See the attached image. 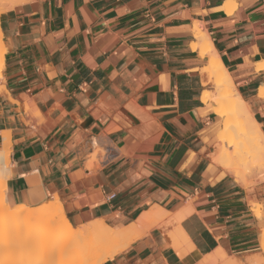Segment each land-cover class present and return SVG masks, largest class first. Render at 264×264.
Here are the masks:
<instances>
[{
  "label": "crops",
  "instance_id": "0c3cea01",
  "mask_svg": "<svg viewBox=\"0 0 264 264\" xmlns=\"http://www.w3.org/2000/svg\"><path fill=\"white\" fill-rule=\"evenodd\" d=\"M197 24L264 132V0H28L1 12L6 202L58 198L73 227L119 229L156 205L185 213L141 228L102 264L260 257L264 182L243 187L211 161L221 117L201 100L214 88L191 48ZM171 234L185 236L184 254Z\"/></svg>",
  "mask_w": 264,
  "mask_h": 264
},
{
  "label": "bare ground",
  "instance_id": "6f19581e",
  "mask_svg": "<svg viewBox=\"0 0 264 264\" xmlns=\"http://www.w3.org/2000/svg\"><path fill=\"white\" fill-rule=\"evenodd\" d=\"M26 1L28 0H0V13ZM232 7L228 3L225 4L227 11ZM193 34L195 42L191 43V48L199 49L200 56L207 57L208 64L203 68V72L207 74L208 81L213 84L214 88L213 92L204 90L201 100L212 102L213 110L221 117V126L217 132L214 151L210 155L211 161L219 165L243 187L252 183L249 178L253 175H257L253 183L264 181V132L261 124L255 119L236 89L203 27L199 24L195 25ZM4 53L5 46L0 29V90L5 86L2 74ZM34 105L25 104V111L32 118H35L37 112L39 113L37 106ZM1 136L3 139L2 150H0L2 218L11 221L14 225L27 224L24 233L26 238L44 245L42 260L29 261L27 264H53L54 262L50 263V261L54 256H57V260L62 261L63 264H102L136 240L141 235V228L151 224H172V222L181 220L185 215L184 212L172 215L156 205L154 210L144 213L136 222L115 229L101 218L73 227L66 218L58 198L47 200L34 207L16 204L9 208L3 198V190H5V180L9 171L11 147L8 132L3 131ZM255 139L256 142L253 141ZM258 140L261 141L260 146L257 144ZM97 163V160L93 158L87 166L93 168ZM251 207L256 215H261L260 206L253 204ZM171 239L176 249L184 254V251L179 249V241L185 239V236L182 234L172 236L171 234ZM259 242L261 251L264 253V229L261 230ZM200 263L236 264L235 260L227 258L222 250L205 256Z\"/></svg>",
  "mask_w": 264,
  "mask_h": 264
},
{
  "label": "rangeland",
  "instance_id": "374dc122",
  "mask_svg": "<svg viewBox=\"0 0 264 264\" xmlns=\"http://www.w3.org/2000/svg\"><path fill=\"white\" fill-rule=\"evenodd\" d=\"M209 87L213 89V84L209 83ZM251 112L253 114L252 110ZM38 115L39 113L37 112L35 117H37ZM254 116L255 119L258 118L257 115ZM253 141L256 142V139ZM257 142H258L257 144L260 146L261 141L258 140ZM256 178L257 175L251 176L249 180H251L252 183L247 187L264 182L261 181V182L253 183L254 179ZM3 193L5 195V192ZM4 195L3 198L6 202V196ZM6 204L7 206H9V208L14 207V206H10L7 202ZM1 214H2V208H0V215ZM5 221L6 220H4L1 215L0 216V264H27L29 261L42 260L44 256V251H43L44 245L41 242L39 243L38 241H31L26 238L24 233L28 225L27 224L14 225L9 220H7L6 222ZM148 226L149 225H147V227ZM57 259H58L57 256H54L51 259L50 263L54 262L53 264H63L62 261L59 262ZM235 263L238 264L236 261ZM249 264H264V253L262 252V255L260 257H257L256 259L250 261Z\"/></svg>",
  "mask_w": 264,
  "mask_h": 264
},
{
  "label": "built area",
  "instance_id": "2783aa9c",
  "mask_svg": "<svg viewBox=\"0 0 264 264\" xmlns=\"http://www.w3.org/2000/svg\"><path fill=\"white\" fill-rule=\"evenodd\" d=\"M114 195H111V197H113Z\"/></svg>",
  "mask_w": 264,
  "mask_h": 264
}]
</instances>
